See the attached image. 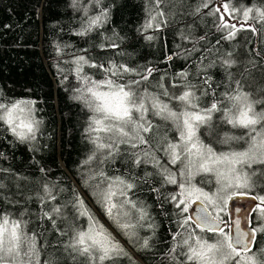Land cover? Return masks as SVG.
<instances>
[{
    "label": "snow or ice",
    "instance_id": "snow-or-ice-1",
    "mask_svg": "<svg viewBox=\"0 0 264 264\" xmlns=\"http://www.w3.org/2000/svg\"><path fill=\"white\" fill-rule=\"evenodd\" d=\"M164 2L166 0H155L156 8L159 9ZM212 2L202 0L196 12L201 7L208 8ZM90 4L100 5L101 0H90ZM71 6L83 12L81 27L73 31L74 35L86 36L94 29L103 27L108 20L107 8H101L97 15H89L90 9L84 6L83 0H71ZM238 11L225 0L222 6L208 12L212 16L219 13L216 30L225 33L222 39L233 40L241 30H251L254 34L264 32V7H245L242 20L232 23L236 19L233 13ZM250 19L260 23L261 28L248 25ZM162 25L167 26V16L163 10H157L150 13L144 31L150 28L159 31ZM204 38L200 37L201 40ZM145 39L151 41L155 37L146 35ZM56 47L60 56L61 48L59 45ZM99 47L102 50L117 49L119 44L102 43ZM167 59L171 60L172 57ZM71 63L76 65L77 85L71 86L67 75L63 79L75 93L73 99L90 113L84 133L93 148L87 159L81 162L79 176L85 192L76 190L74 186L70 201L52 204L51 210H47L45 205L58 198L55 191L58 186L44 182L39 197V218L51 221L59 235L69 237L63 246L72 260H78L79 264H124V258L131 260V256L120 236L138 250L152 248L149 243L151 237H141L138 231L140 228L154 229L155 225L151 222L148 207L142 200L134 198L138 188L136 174L131 172V178L109 176L102 167L127 153L134 158L132 163L135 167L152 164L163 176L161 187H153L151 191L157 194V199L163 196L161 207L163 202H167L176 210L177 230L172 232L173 244L169 249L173 264H264V248L254 251L258 243L257 232L264 233V224L244 228L241 220L235 218V214L242 213L247 222L248 214L255 211L264 218V192L253 194L258 183L264 188V182L253 179L258 175L264 177V168H253L256 164L264 165V108L259 111L256 108L257 104H264V99L252 98L250 93L244 91L241 81L235 80L236 88H226L220 93L213 88L210 106H202L201 96L209 95L208 89L197 96L195 89L198 86L188 81L186 72L177 74L185 81L183 85L173 82L169 88L160 84L163 92L157 95L144 86L157 71L156 68H133L126 63L117 64L114 60H109L107 64L96 63L83 55L74 56ZM235 63L234 59L222 61L226 71ZM85 64L98 68L104 74L103 78L95 79L93 75L81 74ZM56 67L64 71L59 64ZM228 76L234 79L232 73L229 72ZM164 79L161 77L162 81ZM210 80L211 77L204 80L209 88ZM173 88L183 90L173 92ZM36 103L28 98H18L12 102L0 98V130L6 129L21 144L34 145L38 135H42L43 124V120L36 117ZM150 114L170 121L178 135L153 147L150 134L154 127L160 126L154 124ZM225 124L231 129L243 131H225ZM205 136L211 140L205 142ZM213 143L225 145L228 150L217 151ZM121 145L126 147L121 148ZM158 152H162L163 156L157 155ZM3 156L0 153V158ZM164 157H167L166 163H162ZM40 171L43 173L45 169L41 168ZM0 173L11 174V169L0 168ZM152 175L145 173L146 177ZM198 175L204 177L199 183L195 182ZM205 182L211 186L209 190L202 186ZM164 184L174 186L167 195L161 192ZM4 187L0 180V189ZM85 193L99 211L93 210ZM242 198L259 203L245 209L243 205L236 204ZM8 202L20 203L10 199ZM69 204L75 215L66 213ZM230 213L234 214L231 222L227 219ZM26 214L27 209L19 216L7 210L0 211V264H42V246L38 244L37 233L29 232L31 221L23 218ZM82 219L87 220L86 226L78 223ZM57 220H71V223L60 228ZM43 264L54 262L45 260Z\"/></svg>",
    "mask_w": 264,
    "mask_h": 264
},
{
    "label": "trees",
    "instance_id": "trees-1",
    "mask_svg": "<svg viewBox=\"0 0 264 264\" xmlns=\"http://www.w3.org/2000/svg\"><path fill=\"white\" fill-rule=\"evenodd\" d=\"M228 2L233 8L239 9L233 13L236 19L232 23L242 20L245 7H264V0ZM224 3L225 0H213L208 8L201 7L196 12L202 0H166L159 5V9L156 8L155 0H101L100 5L83 0L84 6L90 9L89 15H97L101 8H107L109 16L103 27L82 37L74 35L73 31L80 29L83 12L75 10L71 0H0V98L8 102L18 98L35 100L38 109L36 117L43 120L42 135H38L37 142L32 146L15 141L6 129L0 130V153L4 154L0 158V168L11 169V174L0 173V180L5 185L0 189V211L7 210L19 216L27 209L23 218L31 221L29 232L37 233L38 244L42 246V264L45 260H51L54 264H79L64 250L63 242L69 237L59 235L51 221L39 218V197L44 182L58 186L55 189L58 198L45 205L47 210H51L52 204L70 201L74 186L76 190L85 192L79 176L81 162L87 159L93 148L84 133L90 113L73 99L75 93L63 79L67 75L71 86L77 85L76 65L71 63L74 56L83 55L96 63L107 64L109 60H114L117 64L126 63L133 68H156L157 71L144 86L157 95L163 92L160 84L169 88L173 82L183 85L185 81L177 74L186 72L188 81L198 86L195 89L197 96L208 89L209 95L201 96L202 106H210L213 88L217 93L224 92L226 88H236L235 80L241 81L244 91L250 93L252 98L264 99V32L254 34L251 30H241L233 40L222 39L225 33L216 30L219 13L212 16L208 12ZM157 10L165 12L167 26L162 25L159 31L154 28L144 31L150 13ZM247 24L256 29L261 28V24L255 20L250 19ZM146 35H153L155 39L148 41ZM200 37L205 38L201 40ZM112 42L118 43L119 48L102 50L99 47L102 43ZM57 45L61 48L60 56L57 55ZM81 49L88 51H79ZM169 56L171 60L167 59ZM225 59L236 61L227 71L222 65ZM57 64L64 71L58 70ZM229 72L234 79L229 78ZM85 73L93 75L95 79H101L104 75L98 68L88 64L83 66L81 74ZM161 77L165 79L162 81ZM207 77H211V88L204 84ZM171 90L180 92L183 88ZM256 108L259 111L264 108V104H257ZM219 115L216 114L217 117ZM150 118L160 126L154 127L150 134L153 147L178 135L170 121L151 114ZM223 127L225 131H243L231 129L226 124ZM204 139L205 142L211 140L208 136ZM30 147L33 150L30 151ZM125 147L121 145V148ZM213 147L217 151L228 150L225 145L218 143H213ZM157 155L163 156V153L158 152ZM133 159L125 153L117 156L114 163L109 161L102 167L109 176L131 178V172L136 174L138 188L134 198L142 200L148 207L155 228L149 232L152 235L150 250L139 251L122 239L121 242L129 252L132 264H173L169 249L173 244L172 232L177 230L176 210L167 202H163L161 207L163 196L157 199V194L151 191L163 183V176L157 168L152 164H142L137 168L132 163ZM166 162L167 157H164L162 163ZM260 166L264 168V165ZM168 167L173 168L172 165ZM41 168L45 172L42 173ZM146 172L154 175L146 177ZM203 178V175H198L195 182L199 183ZM261 179L258 181L264 182V177ZM173 188V185L164 184L161 192L167 195ZM204 188L209 190L211 186ZM85 195L93 210L99 211ZM9 199L20 203H9ZM65 211L70 216L75 215L70 204ZM257 217L256 211L251 212L250 227L258 226L254 223ZM70 223L71 220H57L60 228ZM78 223L86 226L87 220L82 219ZM257 242L254 251L264 248V233L257 232Z\"/></svg>",
    "mask_w": 264,
    "mask_h": 264
},
{
    "label": "rangeland",
    "instance_id": "rangeland-1",
    "mask_svg": "<svg viewBox=\"0 0 264 264\" xmlns=\"http://www.w3.org/2000/svg\"><path fill=\"white\" fill-rule=\"evenodd\" d=\"M253 168H263V167H261L260 166V164H256V165H253ZM262 177L261 176H256V177H254L253 179L254 180H256V181H258V180H260ZM262 180V179H261ZM263 181V180H262ZM259 182V181H258ZM208 187V185H207V183L205 182L202 186L203 187ZM206 190V189H205ZM214 190V189H213ZM264 192V188H262V187H260L259 186V183H258V186L256 187V189H255V191H254V193H256V194H259V192ZM238 202H241V201H237L236 202V204H237V206H239V203ZM246 204H247V207H246V209H248V208H252L254 205H256V204H258L259 203V201H254V200H251L250 199V201H247V202H245ZM250 215H251V213H249L248 214V220H247V224H246V228H250V226L251 225H249V222H250V219H249V217H250ZM256 215L258 216L257 218H255V220H254V223H257L258 225H262V224H264V219L263 218H261V216H260V214H259V212L258 211H256ZM227 219L229 220V222H230V214H229V216L227 217ZM105 223H107V221L105 220ZM145 223H147V222H145ZM226 227V230H227V226H225ZM138 231H139V234H140V236L141 237H151L152 238V235H151V233H149L150 231H151V229H148V228H140V229H138ZM119 239L121 240H124L126 243H127V241L124 239V237H122V236H120L119 237ZM121 240V241H122ZM151 240V239H150ZM150 240H149V242H150ZM123 243V242H122ZM131 246V245H130ZM134 248V247H133ZM134 249H136V248H134ZM138 250V249H137ZM139 251H141V250H139ZM181 259H182V257H181ZM140 263V262H139ZM124 264H132L131 262H130V260L127 258V257H125L124 258Z\"/></svg>",
    "mask_w": 264,
    "mask_h": 264
},
{
    "label": "water",
    "instance_id": "water-1",
    "mask_svg": "<svg viewBox=\"0 0 264 264\" xmlns=\"http://www.w3.org/2000/svg\"><path fill=\"white\" fill-rule=\"evenodd\" d=\"M238 214V213H237ZM237 214H235V218H237V219H240L241 220V223H242V227H244V228H246V222H245V218H244V215L243 214H241V216L239 217V216H237ZM233 213H230V222H231V220H232V218H233Z\"/></svg>",
    "mask_w": 264,
    "mask_h": 264
},
{
    "label": "bare ground",
    "instance_id": "bare-ground-1",
    "mask_svg": "<svg viewBox=\"0 0 264 264\" xmlns=\"http://www.w3.org/2000/svg\"><path fill=\"white\" fill-rule=\"evenodd\" d=\"M237 201H241V202H238V203H239V206H240V205H243V207L246 209L247 204H246L245 202L250 201V199L242 198V199H238ZM237 201H236V202H237ZM241 214H242V213H238L237 216L240 217Z\"/></svg>",
    "mask_w": 264,
    "mask_h": 264
},
{
    "label": "flooded vegetation",
    "instance_id": "flooded-vegetation-1",
    "mask_svg": "<svg viewBox=\"0 0 264 264\" xmlns=\"http://www.w3.org/2000/svg\"><path fill=\"white\" fill-rule=\"evenodd\" d=\"M249 224H250V222H249Z\"/></svg>",
    "mask_w": 264,
    "mask_h": 264
}]
</instances>
